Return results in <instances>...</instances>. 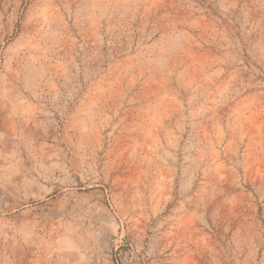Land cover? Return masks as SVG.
I'll return each instance as SVG.
<instances>
[{
	"label": "rangeland",
	"instance_id": "1",
	"mask_svg": "<svg viewBox=\"0 0 264 264\" xmlns=\"http://www.w3.org/2000/svg\"><path fill=\"white\" fill-rule=\"evenodd\" d=\"M0 264H264V0H0Z\"/></svg>",
	"mask_w": 264,
	"mask_h": 264
}]
</instances>
